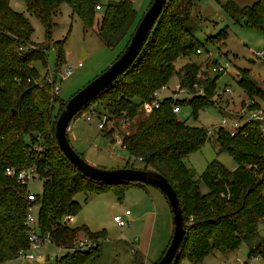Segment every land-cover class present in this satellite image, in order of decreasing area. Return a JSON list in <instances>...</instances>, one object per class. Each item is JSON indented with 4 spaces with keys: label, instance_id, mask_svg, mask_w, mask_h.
Wrapping results in <instances>:
<instances>
[{
    "label": "trees",
    "instance_id": "trees-1",
    "mask_svg": "<svg viewBox=\"0 0 264 264\" xmlns=\"http://www.w3.org/2000/svg\"><path fill=\"white\" fill-rule=\"evenodd\" d=\"M20 1L25 12L39 22L44 41L32 44L28 38L31 27L27 19L22 13L12 11L8 0H0V264L13 261L27 245L23 222L29 205L36 208L38 232L48 233L56 248L64 251L73 241L82 238L99 241L94 248L64 251L52 262L43 264H89L97 256L104 232L93 233L83 225L70 228L59 224L62 217H72L79 211L80 206L73 196L109 189L119 200L126 188L146 185L123 181L102 184L86 179L58 151L52 132L55 117L64 102L57 105L58 98L52 93V85L64 62V54L63 41H49L53 25L50 17L61 3L68 5L82 28L94 25L95 36L104 47L112 50L122 42L116 57L139 20L134 19L130 0ZM195 1L166 0L131 64L88 100L72 119L86 111L92 112L97 119L105 116L107 120H115L110 129L99 131L110 141L111 132L117 130V122L132 120L154 90L167 86L170 76L176 72L173 62L180 56L186 57L188 61L177 75L180 87L185 88L190 99L164 98L159 107L141 115L133 127L122 133L121 143L126 156L123 167L161 175L178 197L185 231L171 264H180L181 259L198 264L214 252H233L243 242L248 246V260L253 255L264 259L261 235L264 231V138L258 125L245 124L233 136L217 129L215 142L236 163L234 170L229 171L220 162L212 160L196 176L194 170L183 163L211 138L203 127L179 120L172 108L178 106L180 112L183 105H189L191 115L196 118L198 110L211 107L207 96L212 95L216 74L209 78L189 58L198 56V49L208 53L206 44L226 36L225 30L221 29L214 36H206L203 43L196 40L190 16ZM96 5H99L97 11L94 10ZM222 9L234 23H242L264 35V0L244 7L229 0ZM47 50H52L55 55L50 83L45 79ZM262 52L264 54V49ZM208 65L217 67V59L210 60ZM198 73L207 77L197 78ZM241 73L243 76L239 75L237 81L245 96L264 101V87L248 78V70H241ZM194 85L202 88L203 94L197 95ZM95 102L96 107L91 108ZM135 165L138 166L135 168ZM6 167L15 171L33 169L41 190L38 195L33 194L32 202L25 199L28 193L25 185H19L13 176L3 174Z\"/></svg>",
    "mask_w": 264,
    "mask_h": 264
},
{
    "label": "rangeland",
    "instance_id": "rangeland-1",
    "mask_svg": "<svg viewBox=\"0 0 264 264\" xmlns=\"http://www.w3.org/2000/svg\"><path fill=\"white\" fill-rule=\"evenodd\" d=\"M150 1L130 0L135 13V21L139 20L138 18L147 9ZM227 1L229 0H196L190 11V16L194 22L192 32L200 43L204 42L206 36H214L221 29L226 32L225 39L217 37L218 39H215L213 43L206 44L205 49L212 53L213 58H206L204 50H201V54H198V56L189 58L191 62L199 65L200 71L207 74L209 78L214 75L212 73L214 66L208 65L210 60L216 58L217 64L219 62L227 65L222 72L216 74L212 95L207 96L211 107L198 110L196 118L191 115L189 105H183L180 108V112L176 114L179 120H185L189 125L199 128L203 127L212 132L211 139L206 140L199 151L191 153L183 161L186 166L194 170L196 176L200 175L212 160L220 162L229 171L234 170L236 163L232 161L225 151L220 150L215 142L214 135L217 129L221 128L222 130L230 131L233 120H238L242 123L237 111L240 108L239 106L245 105L249 100L253 101L252 108L264 111V101L257 97L249 98L245 96L237 81L239 80V75L243 76L241 70H248V78L257 86L264 87V54L261 56L255 55V53L262 52L264 49V35L249 27H245L242 23H234L222 9L223 4ZM233 1L239 7H244L255 3L257 0ZM8 7L15 13H22L29 22L31 33L28 38L32 44L44 41L43 31L39 22H37L35 17L25 12L20 0H8ZM50 20L53 25L49 33V41H63L64 62L59 66L58 72L61 74L66 68L70 70L67 77L59 81L56 80L58 92L55 95L58 98V105L65 103L72 94L83 88L88 81L98 76L115 59L122 42L112 50L107 49L95 36L94 25L90 28H82L81 22L71 13L68 5L63 3L55 9ZM46 54V70L52 72L55 55L52 50H47ZM187 61L186 57L180 56L173 62L176 72L167 81L168 88L164 94H171L172 98L178 100L190 99L186 90L182 94L176 91V87L179 85L177 71ZM38 70L40 75H43V70L40 68ZM52 75L53 73L48 75L47 78H52ZM205 77L207 76H199L200 79ZM226 89H229V91L227 92ZM194 90H199V87L194 88ZM242 100L244 101L241 102ZM90 107L95 108L96 102L92 103ZM85 114L86 111L75 119L73 118L66 128L65 134L69 147L86 164L93 162L100 165L96 167L102 169L123 167L126 160L125 150L112 145L109 139L96 129L95 123L97 120L94 115L91 116L90 121H85ZM143 114L142 111H139L125 130L130 129L131 126L133 127ZM222 119L226 121L228 130L220 126ZM71 135H73L74 139L71 138ZM136 166L138 165L134 167L136 168ZM27 187L33 194L38 195L40 193L41 184L37 178L28 181ZM203 190L205 191L204 188ZM122 195L118 200L115 198L114 193L108 189L96 194L88 193L84 195L77 193L72 198L79 204L80 208L72 216L67 226L73 228L83 225L87 231L93 233L104 232L97 256L90 260L89 264H152L150 256H146L148 239H145L146 234L143 224L140 221L133 223L131 220L132 215L135 214L130 206L134 198L129 197V195L126 198H122ZM164 204V212H166L169 229H171L172 214L169 211L166 200ZM122 210H126L131 214L127 216L129 225L120 229L114 225L112 218L116 215H121ZM157 229H159L156 230L157 233L163 232L161 227ZM170 233L172 234V231ZM168 240L167 242H169ZM153 248V245H151L149 255L153 252ZM44 249L43 251L47 253L48 259L37 260L32 264L52 262L53 258L64 253L62 249L50 246H46ZM247 250L248 246L243 242L233 252H226L225 254L214 252L205 256L202 259L203 261L198 264H247ZM180 264H191V262L181 259ZM254 264H264V259H259Z\"/></svg>",
    "mask_w": 264,
    "mask_h": 264
},
{
    "label": "water",
    "instance_id": "water-1",
    "mask_svg": "<svg viewBox=\"0 0 264 264\" xmlns=\"http://www.w3.org/2000/svg\"><path fill=\"white\" fill-rule=\"evenodd\" d=\"M166 0H151L147 9L140 16L139 21L132 30L131 37L121 50V53L100 74L88 81L83 88L72 94L62 105L53 124V139L58 151L70 166L84 178L99 183L139 182L153 187L164 196L169 211L172 214V234L168 246L163 254L157 258L155 264H171L180 247L184 235V219L180 209L179 200L172 185L161 175L148 170L129 169L125 167L105 169L86 164L68 145L65 134L72 116L77 113L85 103L96 96L117 75L122 73L131 64L139 52V48L148 36V31L160 14Z\"/></svg>",
    "mask_w": 264,
    "mask_h": 264
},
{
    "label": "built area",
    "instance_id": "built-area-1",
    "mask_svg": "<svg viewBox=\"0 0 264 264\" xmlns=\"http://www.w3.org/2000/svg\"><path fill=\"white\" fill-rule=\"evenodd\" d=\"M94 10H99V5H96L94 7ZM196 54H201V50H197ZM206 54V58H213L212 57V53L208 52L205 53ZM255 55L261 56L263 55V52H258L255 53ZM218 66L213 68L212 73L215 75L218 72H222L225 68L226 63H219L217 64ZM77 66H79V64H77ZM49 73V74H48ZM52 72H49L47 70V74H46V81L48 83H50V81L52 80V78L48 79L47 76L52 74ZM70 73L69 68L64 69V71L60 74L59 72H57L55 74V78L56 80H61L64 77H67ZM53 76V75H52ZM200 74L197 75V77L199 78ZM52 93L57 94L58 89L56 86V81L55 83L52 85ZM168 86H162L160 89L154 90L150 96L147 98V101L142 102L141 104V108L140 110L145 114L150 112V110L155 109L157 107H159L161 101L164 98L167 97H171V94H164L165 91H167ZM194 88L196 89L197 86L194 85ZM176 91L179 93H183L185 91V88H181L180 85H178L176 87ZM226 91L228 92L229 89H226ZM196 94H202V88H199V90H195ZM175 99V98H173ZM253 101L249 100L248 103H246L245 105L240 106V108L238 109L237 113L239 115V119H242V123H240L238 120H233L232 121V125L230 127V131L227 129V123L224 119H222L220 121V126L221 127H225L226 130L229 131L230 135H234L237 131L238 128L242 127L245 124H249V123H256L258 125V128H260V133L261 136L264 138V111H262L261 109H257V108H252L253 106ZM172 112L173 113H178L179 109L178 106H174L172 108ZM93 115L92 112H87L85 114V121H90L91 120V116ZM96 123H95V127L98 131H102V130H108L113 126V119H108L105 116H101L100 119L96 118ZM131 122L128 121L127 119H120L117 122V130H113L110 136V143H112V145H116L118 147H120L121 149L124 148V146L121 143V136L122 133L126 132V127L127 125H129V123ZM126 125V126H125ZM207 130V129H206ZM207 135L208 137L212 136V132L211 130H207ZM39 148H36V150L38 151ZM3 174L7 177V176H13L15 179V182L19 185H25L26 189H27V194L25 195V199L29 202L33 201V193L30 192L28 190L27 187V182L32 180L33 178H35V174L33 172V169L31 168H22L21 170L15 171L13 168L11 167H6L4 169ZM35 210L36 208L33 205H29L27 206L25 213H24V222L23 225L25 226V233H26V238H27V245L25 247L24 250H21L17 253L16 257L14 258L13 261L10 262V264H32L34 261L37 260H47V253H45V251H43L44 247L46 246H50V247H54L56 248L50 241L48 233H40L38 232L37 229V224H36V216H35ZM127 211L123 210L121 215H116L112 218V222L114 223V225L117 228L124 227L127 224ZM71 221V217L70 216H64L59 220V224L60 225H65L67 226V224ZM262 237H263V241H264V231L261 233ZM99 243L98 240L95 241H91L90 239H86V238H82L79 240H75L73 241V243L67 248L64 249L65 252H74V251H85V250H89L90 248H94L95 245H97ZM58 248V247H57ZM45 250V249H44ZM259 259H263L258 255H253V257H250V259L248 260L247 264H254L255 261L259 260Z\"/></svg>",
    "mask_w": 264,
    "mask_h": 264
},
{
    "label": "crops",
    "instance_id": "crops-1",
    "mask_svg": "<svg viewBox=\"0 0 264 264\" xmlns=\"http://www.w3.org/2000/svg\"><path fill=\"white\" fill-rule=\"evenodd\" d=\"M243 101L244 100L241 102ZM71 138L74 139L73 135H71ZM90 164L94 166H100L93 162ZM128 195L129 197L134 198L130 206L134 210L135 214L132 215L131 220L133 223L140 221L143 224V229L146 234L145 239H148V252L146 253V256H150V259H152L151 263L153 264L155 260H157V257L161 255L163 248L165 249L167 246V240H170V232L172 231V228L169 229L168 221L166 219V212H164V197L161 196V193L157 192L155 188H151L149 186L126 188L123 191L122 198H126ZM157 211H159V213H157ZM127 214L130 215L131 213L127 211ZM128 225L129 220L127 219L126 226ZM159 227H161L163 230L162 233H157L156 230H159L157 229ZM150 244L153 245L154 250L149 255V249H151Z\"/></svg>",
    "mask_w": 264,
    "mask_h": 264
}]
</instances>
